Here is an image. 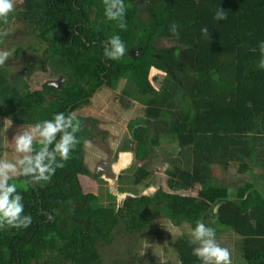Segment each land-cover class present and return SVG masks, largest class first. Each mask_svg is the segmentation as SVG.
<instances>
[{
	"label": "trees",
	"instance_id": "obj_1",
	"mask_svg": "<svg viewBox=\"0 0 264 264\" xmlns=\"http://www.w3.org/2000/svg\"><path fill=\"white\" fill-rule=\"evenodd\" d=\"M123 3L125 15L109 20L104 0H21L8 23L0 21L1 29L15 15L33 32L29 36L25 30L21 40L7 39L6 43H13L12 47L5 45L12 56L35 51L44 42L50 73L66 78L62 90L43 85L57 98L41 104L29 97L34 68L27 75L12 74L8 66L0 65V118L36 125L63 113L74 116L73 123L78 124L70 158L64 161L57 154L56 164L63 167L53 164L55 172L49 181L37 183L23 174L8 181L16 185L23 215H30L32 222L27 228H0V264H107L100 247L112 244L121 232L147 230L153 225V213L190 226V232L171 241L177 264H203L193 255L199 246L192 236L197 222L213 228L215 237H223V228L231 230L244 263L264 264V191L260 187L264 175L255 171L264 172V0ZM221 9L226 19L218 20ZM144 12L150 16L143 23ZM121 23L126 27L121 28ZM173 25L177 26L175 34ZM205 27L208 34L203 32ZM113 36L130 46L139 42L140 54L103 57L105 43ZM158 37L171 40L172 46L155 49ZM152 67L167 72L158 89L149 78ZM122 80L133 82L136 89L124 90L118 97L120 112L136 104L130 98L132 92L145 105L142 115L133 117L128 126L134 142L130 145L134 171L129 181L120 175L118 182L123 186L118 190L123 194L134 186L154 183L159 157L168 164L167 189L131 193L120 203L112 201L116 196L107 190L111 201L104 203L102 191L85 193L71 177L79 171L89 172L84 165L88 140L81 128L85 116L76 113L83 105L88 109L92 97L100 105L97 95L103 85L116 89ZM87 109L81 113L85 115ZM4 135L5 128L0 126L1 156ZM61 135L57 133L49 152ZM169 142L180 150L162 152ZM33 147L38 152L43 145L34 142ZM183 150L186 157L181 156ZM231 166L238 175L249 177L233 187V195L229 185L214 182L217 167L228 170ZM126 182L131 186H125Z\"/></svg>",
	"mask_w": 264,
	"mask_h": 264
},
{
	"label": "rangeland",
	"instance_id": "obj_2",
	"mask_svg": "<svg viewBox=\"0 0 264 264\" xmlns=\"http://www.w3.org/2000/svg\"><path fill=\"white\" fill-rule=\"evenodd\" d=\"M21 0H16V4L20 3ZM16 11V7H15ZM12 12V14L15 13ZM150 12L149 13H143L142 14V22L143 20H148ZM12 21L6 26L0 29V33H7L6 35H2L1 41H2V47H0V51H7L5 45L11 46L12 44L6 43L7 39L9 38L11 41H17L21 40L23 32L26 30V25L24 24V21H21L19 18H17L15 15H13ZM144 23V22H143ZM162 45H165L163 47L172 45V41L166 38H162ZM5 40V41H4ZM28 40V39H27ZM29 41V40H28ZM108 43V42H106ZM110 44V43H109ZM19 59H16L14 55H10L8 59L5 61L3 65L8 66L11 69V73H19L21 74L25 67V62L18 61ZM41 76V79H40ZM165 76V72L157 71L156 69H152L150 72V81L154 85V87H158L160 81ZM33 77L35 80L32 82V94L29 95V97L33 100H36L37 102L41 104H46V96L44 93L41 92L42 88V81L47 80L48 74H41L39 72H35L33 74ZM39 77V79H38ZM130 89H136L133 82L126 80H122V82H119L117 85V89L114 91L115 97H120L123 95L124 90H130ZM113 91V90H112ZM112 91L109 88H104L100 91L99 96H107L111 95ZM135 96L132 92L130 94V98L136 104L134 106H131L129 109H124L120 115L124 117L125 119H121L120 122L122 124H126L127 120H130L134 116L142 115V107H144L145 103L143 100L135 99L133 98ZM142 98V97H141ZM119 105H116V107ZM100 105L97 106V108ZM90 108V107H88ZM89 110V109H88ZM102 110V109H101ZM57 111L59 109L57 108ZM0 126H3L5 128V135L3 138H5L3 146L5 148L4 154L0 155V162H8V163H15L17 166V169L20 170L18 160L21 159L23 156H21V153H18L16 151V142L15 137L22 132L31 129L35 125L33 123L30 124H16L12 121H8L5 119L0 118ZM122 129V128H121ZM125 132V133H124ZM115 137H120L118 139V143H120V139H123V144L132 145L134 142L131 139V133L128 131V129L115 132ZM132 147V146H130ZM10 149L11 151L7 150ZM164 149H162V152L165 153V151H179L180 148L172 143L169 142V144H165ZM1 153V152H0ZM186 151L183 150L181 153V156L186 157L185 155ZM131 156V154H130ZM128 159V157H126ZM134 161V159H133ZM156 167V177L155 182L152 183L150 186H146L145 184H141L138 186L132 187V189L128 193L142 195V194H153L155 193L160 187H163L165 190L166 187V180H167V174L165 171V168L168 166V164L164 163L162 161V157H159ZM98 165V162H95V166ZM123 165V164H122ZM121 165V166H122ZM118 166V165H117ZM119 169H116L117 173H119ZM122 169V167H121ZM134 171V167L128 168L124 172V180L129 181L131 172ZM254 171V170H253ZM257 171V175H264V172L262 170H255ZM123 173V171H121ZM216 173V179L214 180L215 184H227L230 186V193L231 195L234 194V188L236 185H240L244 180H246L247 175H238L237 169L235 167H230L228 170H223V168L217 167L215 169ZM20 171L17 172V174H10L11 176H19ZM110 177V178H109ZM108 178L113 181H107L105 180V183L100 181V179L97 180V182L87 179V177L84 176H75L72 177L73 180L81 182L82 187L85 191H93L94 194L101 193V196H103L102 201L104 203H109L111 200L115 201L117 203H120L124 197L127 196L128 193H120V189L118 190V187L121 184V182L117 183L115 179H112L111 176ZM253 177H255L253 175ZM116 178V176H115ZM99 183V186H98ZM108 184V185H107ZM125 186H131L126 182L124 184ZM123 186V185H122ZM261 189L264 191V181L262 182V185L260 186ZM107 190L112 191V195L116 196L114 198L108 199L107 197ZM191 194V193H190ZM217 226V225H216ZM184 231L190 232V226L185 221L180 222H171L167 220L164 216L156 215V213H153V225L149 226L147 230H143L140 232H137L135 234H127V233H119L116 235V239L112 244L103 245L101 248L102 253L104 254V258L106 260L107 264H122L123 262L125 264H177V258L174 255V252L172 250V243L171 241ZM233 234L231 230L227 228L222 229V235L223 237H215L216 242L221 246L229 250L230 252V259L231 262L237 263V264H246L245 261L241 257V252L238 249L236 242L234 240L235 237H231L230 235ZM229 235V237H228Z\"/></svg>",
	"mask_w": 264,
	"mask_h": 264
},
{
	"label": "clouds",
	"instance_id": "obj_3",
	"mask_svg": "<svg viewBox=\"0 0 264 264\" xmlns=\"http://www.w3.org/2000/svg\"><path fill=\"white\" fill-rule=\"evenodd\" d=\"M106 5L105 14L109 20L121 19L126 9L123 0H104ZM16 0H0V21L8 23L10 13L15 11ZM115 9V10H114ZM216 19H226V13L221 9L216 14ZM121 28L126 25L121 23ZM176 25H173L172 31L176 33ZM208 34V28L203 29ZM7 33H0V36ZM112 50L108 52L109 59H120L125 53V47L119 36L110 38ZM261 51L264 52V44L261 45ZM11 55L9 51H0V65H3ZM264 66V60L261 61ZM74 116L65 117L59 113L54 120H45L36 124L29 130L22 132L15 137L16 151L23 153V157L18 160L21 169L8 162H0V228L24 227L27 228L31 222L30 215H23L24 205L22 196L17 192L15 184H9L10 174H20L31 176L35 182L49 181L55 172L53 164H56V156L59 154L62 160L70 158V149L77 143L74 133L78 130V124L74 125ZM71 129V131H69ZM57 133H62L59 142L55 143L53 151L49 152V146L53 145ZM39 143L43 147L36 152L33 145ZM35 152L33 156L32 153ZM45 160L48 162L45 163ZM57 167H63L62 164H56ZM215 230L206 226L202 222H197L192 231L193 243L199 242V246L193 249V255L203 261V264H231L230 252L228 249L221 247L215 239Z\"/></svg>",
	"mask_w": 264,
	"mask_h": 264
},
{
	"label": "flooded vegetation",
	"instance_id": "obj_4",
	"mask_svg": "<svg viewBox=\"0 0 264 264\" xmlns=\"http://www.w3.org/2000/svg\"><path fill=\"white\" fill-rule=\"evenodd\" d=\"M26 35L33 36V32H30L29 30ZM105 38V36L103 37ZM162 38L158 37L154 40V48L155 49H162L171 47L172 45L163 47L165 45H162ZM96 42V41H94ZM107 45V50L110 52L112 50L111 45L109 43H105ZM125 47V53L122 57L125 56H137L140 54L139 48H141L139 45V42H136L135 45L130 46L128 43H123ZM46 45L44 42L40 43L36 48L35 51H25L23 50L21 53V56L15 57L16 59H19L18 61L25 62L24 70L22 71V74H26L29 72V69H35V72H39L41 74H48L47 80L42 81V88L41 92L44 93L46 96L45 100L47 103L55 100L56 94H52L50 92H47L43 85L48 84L51 87L55 88L56 90H62L63 84L65 83V76L64 75H58L54 77L50 70L52 68L51 62L48 58L49 54L46 50ZM26 50H29L28 47H26ZM157 57L160 58L161 54H156ZM103 57H107L106 51L103 54ZM156 69L157 71L165 72L162 69H159L157 67H152ZM151 68V70H152ZM151 72V71H150ZM167 72H165V75ZM150 76V74H149ZM104 88H109L106 85H103ZM156 89L159 88L155 86ZM112 91L111 95L107 96H99V104L100 106L97 108L98 104H94V99L92 97L91 103L88 104L90 108L87 109L85 107L86 105H83L80 107L78 113L76 115L85 116L84 121L81 123V128L85 130V136L87 137V143L84 145V165L89 169V172H76L71 177L75 176H84L87 177V179L93 180L97 182L98 179L102 178L107 181H113L110 180L109 176H111L112 179H115L118 183V180L120 178L121 174H124V172L134 166V154L130 148L129 145L123 144V139H120V143H118V137L114 136L115 132H120L122 130L125 131V129L129 128L131 118L130 120H127L126 124H122L120 122L121 119H125L120 115L121 109L120 106L116 107V105L119 102L118 97L114 96V91L117 89H111ZM95 94H98L96 91ZM99 95V94H98ZM104 97V98H103ZM115 99V100H113ZM87 109L85 115L84 113H81V109ZM102 109V110H101ZM135 117V116H134ZM122 128V129H121ZM125 133V132H124ZM131 154V156H130ZM128 157V159H126ZM95 162H98V165L95 166ZM123 164V165H122ZM118 165V166H117ZM122 165V166H121ZM122 167V169H121ZM119 169V173H117L116 169ZM123 171V173L121 172ZM116 176V178H115ZM109 177V178H108ZM78 183H81L80 180L76 181ZM105 183V182H103ZM108 185V184H107ZM99 186V183H98ZM83 188V187H82ZM83 191L85 193H94L93 191H85L83 188ZM131 195V193H128L127 196ZM126 196V197H127ZM125 198V197H124ZM74 217V216H73Z\"/></svg>",
	"mask_w": 264,
	"mask_h": 264
},
{
	"label": "water",
	"instance_id": "obj_5",
	"mask_svg": "<svg viewBox=\"0 0 264 264\" xmlns=\"http://www.w3.org/2000/svg\"><path fill=\"white\" fill-rule=\"evenodd\" d=\"M152 69H154V68H152Z\"/></svg>",
	"mask_w": 264,
	"mask_h": 264
}]
</instances>
